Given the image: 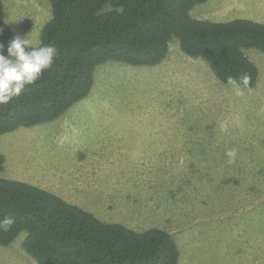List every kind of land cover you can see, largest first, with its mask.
Wrapping results in <instances>:
<instances>
[{
	"label": "rangeland",
	"instance_id": "1",
	"mask_svg": "<svg viewBox=\"0 0 264 264\" xmlns=\"http://www.w3.org/2000/svg\"><path fill=\"white\" fill-rule=\"evenodd\" d=\"M3 1L16 36L37 45L49 0ZM191 14L261 22L264 0H206ZM245 52L259 71L240 96L174 37L156 66L98 65L88 96L60 117L0 135V177L46 188L104 221L165 229L177 264H264V52ZM24 237L0 246V264H37Z\"/></svg>",
	"mask_w": 264,
	"mask_h": 264
},
{
	"label": "trees",
	"instance_id": "2",
	"mask_svg": "<svg viewBox=\"0 0 264 264\" xmlns=\"http://www.w3.org/2000/svg\"><path fill=\"white\" fill-rule=\"evenodd\" d=\"M206 0H49L52 14L37 45H54L50 69L8 104L0 105V135L60 117L88 96L95 68L107 61L156 66L176 38L180 49L206 61L215 76L228 83L250 77L258 67L246 54L264 52V21L233 18L199 19L192 8ZM29 21L22 22L23 27ZM16 36L5 21L0 0V44L7 54ZM5 156L0 152V172ZM14 224L0 230V246L25 233L22 246L37 264H177L179 249L165 229L130 228L104 221L52 191L28 182L0 177V220Z\"/></svg>",
	"mask_w": 264,
	"mask_h": 264
},
{
	"label": "clouds",
	"instance_id": "3",
	"mask_svg": "<svg viewBox=\"0 0 264 264\" xmlns=\"http://www.w3.org/2000/svg\"><path fill=\"white\" fill-rule=\"evenodd\" d=\"M29 39L15 36L7 46L4 54V45L0 44V105L8 104L14 97H18L27 86L33 85L45 70L52 67L57 55L54 45H43L30 48ZM234 94L243 95V89L248 87L250 77L243 76L239 81L229 77ZM226 156L229 162L235 159V149L228 150ZM13 217L0 220V230H7L14 224Z\"/></svg>",
	"mask_w": 264,
	"mask_h": 264
},
{
	"label": "crops",
	"instance_id": "4",
	"mask_svg": "<svg viewBox=\"0 0 264 264\" xmlns=\"http://www.w3.org/2000/svg\"><path fill=\"white\" fill-rule=\"evenodd\" d=\"M200 19V18H199Z\"/></svg>",
	"mask_w": 264,
	"mask_h": 264
}]
</instances>
